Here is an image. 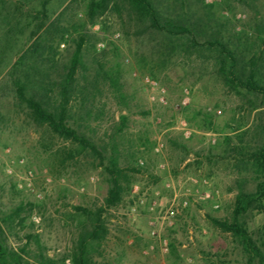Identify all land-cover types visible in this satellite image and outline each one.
I'll return each instance as SVG.
<instances>
[{
    "label": "rangeland",
    "instance_id": "rangeland-1",
    "mask_svg": "<svg viewBox=\"0 0 264 264\" xmlns=\"http://www.w3.org/2000/svg\"><path fill=\"white\" fill-rule=\"evenodd\" d=\"M44 1L49 17L45 27L55 22L53 40L43 34L45 29L35 39L44 46V59L52 61H40L36 55L26 60L33 78L37 77L34 70H41L48 71L47 82L55 81L68 63L80 25L85 21L86 0H0V48L7 30L13 33L14 43L0 63V216L23 204L24 210L7 232L8 244L14 249L22 248L25 236L35 234L49 257L60 258L71 252L78 238L80 218L74 207L102 206L108 184L97 166V158L89 152L62 163L64 152L75 146L54 135L47 126L36 125L16 99L11 65L33 42L28 40L29 30L38 23L34 17ZM161 2L163 12L176 15L186 8L185 15L192 18L206 15L205 7L212 6L211 25L198 40L218 37L230 41L229 46L236 49L241 61L260 54L264 71V0ZM181 3L186 6L184 9ZM126 8L121 4L111 7L94 25L87 24L84 29L89 44L95 45V51L89 48L86 53L85 75L90 80L100 64L105 69L118 64L121 95L109 82H100L96 90L90 89L94 93L88 105L90 116L72 109L70 124L76 120L75 128L100 148H117L123 166L142 167V160L145 169L133 174L132 185L136 184L148 201L169 200L171 194L165 184L170 182L201 192L205 188L217 192V208L213 201H192L173 227L162 229L169 244L175 246L169 261L244 264L237 241L214 227L207 216L230 219L238 189H255L252 173L239 161V151H250L262 142L261 99L241 88L240 94L228 89L217 73L215 51L203 47L186 50L179 45L171 49L167 38L152 31L142 32V25L129 21ZM237 14L243 17L237 19ZM27 22H31L29 28L19 33ZM64 29L68 34L60 41L59 34ZM143 76H153L165 88L166 106L149 100L143 89ZM184 89L189 98L185 106L180 103ZM121 115L127 117V122L118 132ZM182 121L191 131L188 138L182 133ZM158 139L164 146L160 155L154 153ZM236 147L243 149L236 151ZM20 160H24L23 166ZM159 162L165 163L164 169L158 167ZM26 170L32 172L30 180ZM131 190L132 186L117 207L105 212L108 235L92 253L95 264L145 261L141 251L150 243L148 215L142 213L132 221L126 218L132 204ZM242 220L257 243L264 242V213L251 210ZM28 249L31 257L35 250L33 241Z\"/></svg>",
    "mask_w": 264,
    "mask_h": 264
},
{
    "label": "trees",
    "instance_id": "trees-1",
    "mask_svg": "<svg viewBox=\"0 0 264 264\" xmlns=\"http://www.w3.org/2000/svg\"><path fill=\"white\" fill-rule=\"evenodd\" d=\"M202 3L203 0H198ZM44 1L42 9L37 11L34 17L38 20L35 27L29 30L28 40H33L31 45L24 49L11 65L10 76L15 90V96L19 104L23 105L29 112L30 118L38 126H47L57 137L70 142L75 146L68 150L64 161L73 160L81 155L90 153L98 160L100 168L106 177L108 189L103 200V205L95 209L82 206H75L74 210L78 214L79 234L75 245L69 254L60 258L49 257L45 253V247L41 244L40 238L35 234H27L22 248L14 249L8 242L7 232L12 229L15 217H19L24 210V205L19 204L11 209L7 214L0 216V264H95L93 251L100 247L101 243L108 235L105 212L117 207L129 194L133 184V174L140 173L145 169L142 167L123 166L120 163V153L117 148H100L96 143L87 138L75 128L76 123L70 124L73 119V110L83 111L90 116L91 110L88 108L93 100L94 93L100 82H109L116 92L121 95V84L119 77V65L111 66L107 69L100 64L99 69L89 80L85 75V56L89 48L95 51V45L89 44V36L84 32L87 24L94 25L98 18L103 16L111 7L126 5L128 20L142 25V32H156L167 38L172 43L171 49L181 46L186 50L206 48L216 52L217 73L228 89L236 94H240V88L247 94L260 97L261 106L264 108V71L260 54L253 55L247 61L238 59L236 49L229 46L230 41H223L221 38H209L200 42L198 38L205 36L207 28L211 25L212 6H206L208 13L204 16L192 18L185 15L186 6L181 3L180 7L185 11L181 14L170 15L162 11L161 0H86L85 21L80 25V31L74 40V49L68 63L64 66L63 72L57 78L49 80V73L34 70L37 77L33 78L30 67H27L26 60L36 55L40 61L51 62L52 59L43 56L42 42L36 40L38 32L43 29L44 35L53 40L52 30L55 22L46 26L49 20ZM28 16V15H27ZM31 22L24 24L19 33L23 34L24 29H28ZM103 25V24H102ZM221 27L222 24H219ZM140 31V32H141ZM13 33L7 30L2 48H0V63L14 45ZM67 30L60 31L59 38L63 41ZM185 39L186 43L182 41ZM181 41L180 43H177ZM263 41V40H261ZM264 42V41H263ZM89 44V45H88ZM34 47H36L34 49ZM104 52H102L103 54ZM27 69L25 70V68ZM82 71V72H81ZM153 78V76L151 77ZM154 79V78H153ZM49 93V94H48ZM55 94L52 97L51 94ZM56 96V97H54ZM123 99V96H122ZM127 122V117L120 116L118 132H120ZM262 142L250 151L243 148H234L236 151L243 149L240 154V162L245 164L252 173L255 181V189L246 192L239 188L233 202L230 219L214 218L208 214V219L212 225L225 233H229L240 245L245 257L244 264H264V242L258 244L242 220L249 211L264 213V123L261 126ZM239 149V150H238ZM35 244L32 256H29L31 242ZM31 253V252H30ZM175 253V246L169 244V254ZM171 262V261H170ZM172 264H176L171 262Z\"/></svg>",
    "mask_w": 264,
    "mask_h": 264
},
{
    "label": "built area",
    "instance_id": "built-area-1",
    "mask_svg": "<svg viewBox=\"0 0 264 264\" xmlns=\"http://www.w3.org/2000/svg\"><path fill=\"white\" fill-rule=\"evenodd\" d=\"M211 1V0H207ZM241 14H237V19L242 18ZM142 83L144 85V91L148 94L149 100L158 106H166V90L160 86L157 80L143 76ZM185 96L181 99V105L185 106L188 103V91L184 89ZM220 113V112H218ZM181 130L183 135L188 138L191 135V131L187 128L186 122H181ZM163 144L160 139L156 141L154 147V153L160 155L163 150ZM19 164L23 166L24 160H20ZM139 165L143 166L144 162L139 161ZM158 167L165 168L164 162H159ZM27 180L32 177L30 170L25 171ZM204 184H207L206 180H203ZM194 184H198V181L194 180ZM28 187L30 183L28 181ZM166 189L170 192L171 196L169 200L163 202L162 198H152L149 201L146 197L140 193L139 187L135 184L132 185L131 200L132 204L129 206L126 218L130 221L136 217L141 216L142 213L148 215V235L150 243L141 251V255L144 258L143 264H172L167 258L169 256V240L162 234L164 227H173L175 220L180 216L192 203V201H213L214 208L218 207L216 203L217 192L205 188L202 192L198 188L175 185L173 182L165 184ZM156 257H159L155 261ZM128 264V263H123Z\"/></svg>",
    "mask_w": 264,
    "mask_h": 264
}]
</instances>
